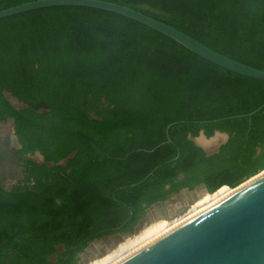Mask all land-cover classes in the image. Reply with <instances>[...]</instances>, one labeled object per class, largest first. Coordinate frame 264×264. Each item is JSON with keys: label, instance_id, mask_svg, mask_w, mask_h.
<instances>
[{"label": "trees", "instance_id": "trees-1", "mask_svg": "<svg viewBox=\"0 0 264 264\" xmlns=\"http://www.w3.org/2000/svg\"><path fill=\"white\" fill-rule=\"evenodd\" d=\"M105 1L264 71V0ZM263 104L264 80L115 13L57 6L1 19L0 121H13L21 177L0 182V264H79L92 242L133 233L184 188L213 196L246 181L264 169V107L246 116ZM215 132L227 139L207 154L193 138Z\"/></svg>", "mask_w": 264, "mask_h": 264}, {"label": "water", "instance_id": "water-1", "mask_svg": "<svg viewBox=\"0 0 264 264\" xmlns=\"http://www.w3.org/2000/svg\"><path fill=\"white\" fill-rule=\"evenodd\" d=\"M57 6L88 7L124 16L169 37L215 66L264 80L263 70L233 60L162 21L114 2L34 0L0 10V20ZM263 107L264 104L246 116L251 117ZM173 124L167 127V132ZM257 152H260V148ZM35 154L39 158L38 162L44 160L42 154ZM66 161L62 159L59 164H65ZM200 188L208 193L204 185L201 184ZM231 189L233 191L224 198L115 264H264V169Z\"/></svg>", "mask_w": 264, "mask_h": 264}, {"label": "rangeland", "instance_id": "rangeland-1", "mask_svg": "<svg viewBox=\"0 0 264 264\" xmlns=\"http://www.w3.org/2000/svg\"><path fill=\"white\" fill-rule=\"evenodd\" d=\"M6 97L15 107L22 106V103L12 95L6 93ZM226 139L227 135L219 132H215L211 137H206L201 133L193 138L195 143L200 145L207 153L218 150L219 146L224 143ZM17 147L18 144L14 137L12 119L0 121V151L4 153L0 159V182L6 188L14 186L21 177V167L13 155V150ZM32 158L36 161L39 159L36 154H34ZM206 194L207 193L204 192L202 188L194 190L189 200L186 199L183 192L174 194L170 204L171 208H168L169 210L171 209L169 215L164 213V208L161 214L150 209L146 216L135 227L133 233L114 235L98 241L96 240L91 243L84 252L80 253L78 263L107 264L113 256L119 254L122 246L140 239L142 234L145 235L150 230H153V228H161L164 233L170 227L186 220L198 210H203L206 205L212 203L215 197L205 198L207 196ZM154 207L156 208L157 206Z\"/></svg>", "mask_w": 264, "mask_h": 264}, {"label": "bare ground", "instance_id": "bare-ground-1", "mask_svg": "<svg viewBox=\"0 0 264 264\" xmlns=\"http://www.w3.org/2000/svg\"><path fill=\"white\" fill-rule=\"evenodd\" d=\"M232 191H233V189H230L228 187H223L215 195H213L215 197L213 198L212 203H210L209 205H206L203 208V210L205 208H207L208 206L212 205L213 203H215V202L219 201L220 199L224 198L225 196L230 194ZM206 195L207 196L205 198L213 197V196H210L209 193H207ZM201 211H202V209L198 210L196 213L192 214L190 217L194 216L195 214H197V213H199ZM178 224H176V225H178ZM176 225H174V226H176ZM174 226L170 227L168 230H170ZM167 231H165V232H167ZM162 234H163V232H162L161 228H156V229L153 228V230H150L145 235L142 234V237L140 239H137L134 242H131V243H128V244L122 246L121 251L119 252V254H116L115 256H113L111 258V260L107 264H115V263H117L121 259L125 258L126 256L130 255L132 252H134V251L140 249L141 247L145 246L146 244H148L149 242L153 241L155 238L159 237Z\"/></svg>", "mask_w": 264, "mask_h": 264}, {"label": "flooded vegetation", "instance_id": "flooded-vegetation-1", "mask_svg": "<svg viewBox=\"0 0 264 264\" xmlns=\"http://www.w3.org/2000/svg\"><path fill=\"white\" fill-rule=\"evenodd\" d=\"M197 188H200V185L199 186H196L194 189H188V188H184V189H182L180 192H183L184 193V195H185V197H186V199H190L189 197L193 194V192H194V190H196ZM180 192H178V193H175V194H179ZM174 195V194H173ZM173 195H171L167 200H165V201H163V202H156V203H154V204H152V206L147 210V212L150 210V209H153V210H155L158 214H161L162 213V210H163V208H164V213H166V214H168L169 215V212L171 211V209L169 210L168 208H171V202H172V196ZM187 200V201H188ZM169 205V206H168ZM154 206H157L156 208L154 207ZM165 209H168V210H165ZM147 212H146V214H147ZM146 214H145V216H146ZM144 216V217H145ZM143 217V218H144ZM142 218V219H143ZM141 219V220H142ZM140 220V221H141ZM164 220H166V219H164ZM140 221L137 223V225L140 223ZM136 225V226H137ZM122 234H128V233H122ZM122 234H114V235H122ZM114 235H111V236H114ZM107 237H110V236H106V237H104V238H107ZM104 238H101V239H104ZM101 239H99V240H101ZM98 241V240H97ZM93 243V242H92Z\"/></svg>", "mask_w": 264, "mask_h": 264}, {"label": "crops", "instance_id": "crops-1", "mask_svg": "<svg viewBox=\"0 0 264 264\" xmlns=\"http://www.w3.org/2000/svg\"><path fill=\"white\" fill-rule=\"evenodd\" d=\"M216 151V150H215ZM215 151H212V152H215ZM212 152H210V153H212Z\"/></svg>", "mask_w": 264, "mask_h": 264}]
</instances>
